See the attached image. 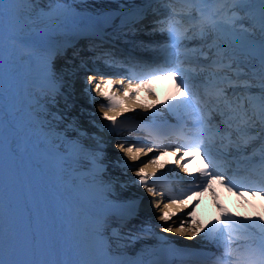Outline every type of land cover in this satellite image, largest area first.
I'll return each instance as SVG.
<instances>
[{
    "label": "snow or ice",
    "instance_id": "6c2138e0",
    "mask_svg": "<svg viewBox=\"0 0 264 264\" xmlns=\"http://www.w3.org/2000/svg\"><path fill=\"white\" fill-rule=\"evenodd\" d=\"M94 8L100 10L83 14L84 9ZM7 17L15 18L21 32L43 27L72 28L77 34H88L92 43L87 51L91 56L89 60L81 59L79 65L85 71L82 91L89 103L95 104L96 97L106 101L98 107L102 119L111 122L97 125L93 113L90 125L97 133L120 135L124 124L135 122L157 133L177 136L176 143L165 144L153 136L150 140L116 145L133 162L157 153L135 169L117 161L124 175L134 171L138 179L131 183L152 197L165 196L157 188L158 181L152 179L157 161L165 153L172 152L175 167L191 178L183 181L176 174L187 187L169 197L163 206L161 201L153 203L159 210L156 219L162 222L160 232L188 240L200 236L202 244L215 249L205 247L196 253L206 258V264H264V217H237L217 203L220 218L201 225L194 216L198 201L187 209L177 207L190 196L212 191L214 184L238 197H243L245 191L252 197L264 196V0H101L100 5L96 0L82 4L69 0H0V155L5 160L0 193L3 264H48L24 257H33L54 242L55 221L50 205L30 181L22 179L18 161L26 157L35 167L50 159L67 168L75 164L76 171H86L83 179L96 190L91 235L99 245L100 255L67 262L52 260L50 264H180L183 257L191 255L188 246L176 247L178 242L163 236L158 237L163 242L159 250L145 249L137 260L121 259L115 254L118 249L113 245L118 241L141 239L154 226L144 225L138 234L132 229L123 231L138 218L139 203L124 199L117 193V182L104 179L107 168L103 137L88 132L69 115L75 106L69 103V98L75 96V82L65 80L56 66L53 53L62 58L60 46L25 40L12 45L9 60L35 62L45 86L29 105L30 118L23 131L9 119ZM140 35L151 39L135 41L134 50H142L150 59L117 51L119 45H127ZM78 55L74 52V56ZM89 61L96 67H90ZM101 64L114 75L105 76L98 70ZM117 75L120 78H115ZM166 77L175 82L178 95L169 97L150 116L117 121L116 117L124 112L141 108L132 103L136 88ZM58 97L65 101L63 111ZM142 110L150 111L147 107ZM86 140L94 144L87 145ZM197 157L203 167L198 172H188L186 165ZM127 187L119 184L121 192ZM177 213L184 215L178 226H172L169 222Z\"/></svg>",
    "mask_w": 264,
    "mask_h": 264
},
{
    "label": "bare ground",
    "instance_id": "6f19581e",
    "mask_svg": "<svg viewBox=\"0 0 264 264\" xmlns=\"http://www.w3.org/2000/svg\"><path fill=\"white\" fill-rule=\"evenodd\" d=\"M79 4V1H76ZM72 3V2H71ZM77 4V3H76ZM36 29V28H33ZM31 29V30H33ZM34 32V31H32ZM32 32H30L29 34H31ZM28 33L25 32H21L19 30V28L16 25V20L14 17H7L5 20V35H6V53H5V60H6V65H5V76H6V106H7V112L9 115V119L14 121L17 125V128H19L21 131H23V129L27 126L28 120L30 118V109H29V105L31 103H34V95L35 90H34V84H35V80L33 78V75L30 72L31 66L29 65L27 60L24 61H10L9 60V55L11 52V48L12 45L14 43H16L19 38H22L25 35H29ZM83 49V47H81ZM17 67V68H16ZM18 71H15L17 70ZM10 74L12 75V77L10 78ZM23 74H26V77L23 78ZM39 93V92H38ZM3 103V98L2 96H0V104ZM61 111L64 110V105L63 107H59ZM74 111H71L70 113H73ZM75 115H77V119L79 120L80 124L82 125L83 128L87 129L88 132H90V121L93 118H88L90 117L89 115H83V116H79V113H75ZM102 114L99 113L96 115L95 120L99 121V119H101ZM86 118V119H84ZM93 128V127H92ZM94 129V128H93ZM63 133V131H62ZM88 145H93V143H89ZM122 152H119L117 154H120V156H122L121 154ZM116 156V155H114ZM108 158V157H107ZM122 158H124L122 156ZM111 160V159H110ZM27 168L30 167V164L28 163L27 158H25L22 161ZM42 164V163H41ZM128 164H131L130 167L131 169L135 168L138 165H135L133 161L128 162ZM135 165V167H134ZM23 165L20 166L21 172L23 174ZM44 167V166H43ZM57 168H60V172L64 174L62 177L63 181H67L68 178L66 177V173L68 170L65 169L64 166H62L60 163L57 165ZM55 168V170L57 169ZM44 169L46 171H49V167H44ZM123 170H120V174L122 175ZM35 175V172L33 170V168L31 167V169H29L28 171V176L29 179L27 181H30L32 184L35 183L34 179L32 178V176ZM52 175V173H48L47 174V182L53 183V181L49 180V177ZM123 176V175H122ZM124 177V176H123ZM115 179V178H114ZM122 180H127L128 181V187H130L131 185V181H135L138 178L136 177L134 171H131L127 174L126 177L121 178ZM113 181V180H111ZM134 189V188H132ZM136 190H132L129 193H135ZM2 193V192H0ZM55 221V220H54ZM2 225H3V221H2ZM3 239V232H0V240ZM186 241H189L187 238H185ZM67 245V241H65L63 239V233L62 231L58 230L56 228L55 225V229H54V242H53V246L50 248H46L44 251L42 250V260H46L47 258H56L58 259L60 257V253L64 250L65 246ZM137 249H141V247L137 248ZM85 252H86V256L88 258H93V255L91 254V250L89 248L88 245H86L85 247ZM127 251L123 252V256H120L119 258L121 259H125L128 260L130 259V254H127ZM3 256H4V252H3V246L0 244V264H3Z\"/></svg>",
    "mask_w": 264,
    "mask_h": 264
},
{
    "label": "rangeland",
    "instance_id": "374dc122",
    "mask_svg": "<svg viewBox=\"0 0 264 264\" xmlns=\"http://www.w3.org/2000/svg\"><path fill=\"white\" fill-rule=\"evenodd\" d=\"M60 107H63V106H60ZM70 116L73 117V114L72 115L70 114Z\"/></svg>",
    "mask_w": 264,
    "mask_h": 264
}]
</instances>
